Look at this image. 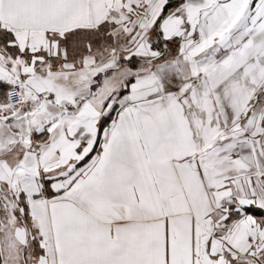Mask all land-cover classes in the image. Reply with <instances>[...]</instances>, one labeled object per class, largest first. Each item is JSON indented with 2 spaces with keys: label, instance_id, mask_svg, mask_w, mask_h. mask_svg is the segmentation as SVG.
Returning a JSON list of instances; mask_svg holds the SVG:
<instances>
[{
  "label": "snow or ice",
  "instance_id": "obj_1",
  "mask_svg": "<svg viewBox=\"0 0 264 264\" xmlns=\"http://www.w3.org/2000/svg\"><path fill=\"white\" fill-rule=\"evenodd\" d=\"M0 264H264V0H0Z\"/></svg>",
  "mask_w": 264,
  "mask_h": 264
}]
</instances>
